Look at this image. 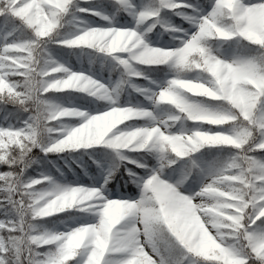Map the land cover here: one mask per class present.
Returning <instances> with one entry per match:
<instances>
[{
    "label": "snow or ice",
    "instance_id": "1",
    "mask_svg": "<svg viewBox=\"0 0 264 264\" xmlns=\"http://www.w3.org/2000/svg\"><path fill=\"white\" fill-rule=\"evenodd\" d=\"M0 264H264V0H0Z\"/></svg>",
    "mask_w": 264,
    "mask_h": 264
}]
</instances>
